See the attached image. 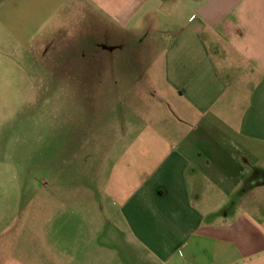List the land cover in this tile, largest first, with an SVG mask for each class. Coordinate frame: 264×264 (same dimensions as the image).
Segmentation results:
<instances>
[{"label":"crops","instance_id":"crops-1","mask_svg":"<svg viewBox=\"0 0 264 264\" xmlns=\"http://www.w3.org/2000/svg\"><path fill=\"white\" fill-rule=\"evenodd\" d=\"M24 6L33 34L65 42V87L94 89L97 101L109 89L126 110L121 155L71 212L76 239L51 264H264V0ZM134 168L150 171L136 180ZM86 196L106 204L105 227ZM39 219L42 232L48 217ZM41 236L7 227L0 264H44L31 249Z\"/></svg>","mask_w":264,"mask_h":264},{"label":"rangeland","instance_id":"rangeland-1","mask_svg":"<svg viewBox=\"0 0 264 264\" xmlns=\"http://www.w3.org/2000/svg\"><path fill=\"white\" fill-rule=\"evenodd\" d=\"M25 1L0 0V232L31 228L32 235H42L38 248L34 243L31 249L43 254L44 264H51L54 250L65 252V241L76 237L72 232L76 234L79 223L71 212L87 189L96 192L94 180H108L121 155L128 139L122 122L126 110L109 89L102 90L97 101L94 89L65 87V42L32 33L25 15L19 17ZM148 171L134 168L133 176L144 179ZM36 195L43 201H30ZM52 197L60 201L52 205ZM89 204L105 227L106 204ZM52 213L58 216L55 220L49 219ZM33 214L38 217L30 221ZM40 215H47L49 225L42 232ZM104 230L103 241L110 243L112 228ZM117 245L123 256L143 255L135 247Z\"/></svg>","mask_w":264,"mask_h":264}]
</instances>
